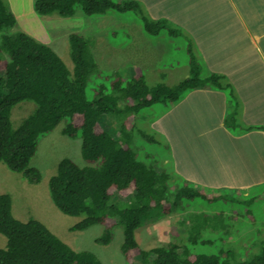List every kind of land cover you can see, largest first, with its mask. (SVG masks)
I'll return each instance as SVG.
<instances>
[{
    "label": "trees",
    "instance_id": "1",
    "mask_svg": "<svg viewBox=\"0 0 264 264\" xmlns=\"http://www.w3.org/2000/svg\"><path fill=\"white\" fill-rule=\"evenodd\" d=\"M3 3L0 0V163L36 181L39 172L29 167V162L38 138L62 122V134L79 136L80 154L87 162L79 166L62 157L48 179L49 195L57 209L80 216L71 230L99 224L102 229L94 241L107 244L114 227L120 226L119 250L128 264L133 263L138 253L147 264H215L213 255L194 252L186 255V240L176 239L165 246L141 250L134 238L141 217L155 207L160 209L159 214L167 215L182 197L211 198L202 190L190 188L187 182L170 191L167 175L138 160L131 145L136 136L133 132L136 122L132 118L147 119L146 108L160 102L173 103L187 91L203 87L199 85L200 62L194 63L196 60L190 55L189 76L174 86L163 83L148 86L138 66L133 68L132 75L124 74V70L122 74L116 70L103 71L88 50V41L71 32L68 39L73 66L69 69L49 45L15 29L16 18ZM136 6L135 0H33L32 3L40 15L55 13L63 17L72 15L77 8L91 15L136 12ZM141 19L142 29L148 35L160 30L174 34L171 22L164 18L149 20L145 15ZM89 76L94 83L87 95ZM219 77L216 73L206 74V80L212 82L210 86L222 89ZM105 79L110 81L105 84ZM22 101H31L35 107L14 127L10 110ZM104 115L121 117L113 134L103 127ZM228 118L232 121L230 114ZM150 139L154 141L151 136ZM224 230L227 233L229 228ZM0 234L6 239L5 246L0 247V264H101L92 251L72 249L39 220L15 218L7 193H0ZM253 255L240 264H263L264 242Z\"/></svg>",
    "mask_w": 264,
    "mask_h": 264
},
{
    "label": "rangeland",
    "instance_id": "2",
    "mask_svg": "<svg viewBox=\"0 0 264 264\" xmlns=\"http://www.w3.org/2000/svg\"><path fill=\"white\" fill-rule=\"evenodd\" d=\"M157 1L159 3L156 4ZM2 2L13 13H17L15 29L24 31L36 40L49 45L69 69L72 68L73 62L68 36L71 32H76L88 41V50L103 71L116 70L122 74L124 70L126 74L128 69L132 73L133 66L127 65L137 66V62L142 59L144 66L141 67V75L148 86L157 83L174 86L189 76V57L193 55L196 60L194 63L200 62L201 65L199 85L206 86L212 83L206 80L209 70L202 58L198 57V52H203L207 44H204L203 49L197 46L195 36L191 34L190 16L192 14L184 17L186 12L192 9L188 6L181 8V4L173 0H149L148 2L135 0L136 12L108 11L104 14L87 15L77 8L72 15L65 17L55 13L48 16L40 15L36 11L32 13L30 0H2ZM210 2L212 0L196 3L199 6L198 13L243 12L253 10L254 5H261ZM157 11L162 14V18L171 22L170 28H173L174 34L168 35V31L160 30L157 34L148 35L142 29L141 17L145 18L146 15L149 20H156L152 16H155ZM211 21L215 26H226L229 20L212 16ZM138 33L141 34V38L145 37L147 43L145 46L138 48L131 40L133 46L128 43L123 47V40L127 35L133 38ZM215 73L220 76L219 83L224 87L222 89L231 94L227 81L219 72ZM109 81L105 79V84ZM93 83V78L89 76L86 82L87 95H90ZM184 94L173 103L164 105L160 102L146 108L144 113L147 119L132 118V122H136V128L133 131L136 136L132 138L131 145L138 160L167 175L170 191L176 190L177 186L187 182L190 188L202 190L211 198L182 197L179 199V205L175 206V203L171 213L167 215L159 214L160 209L155 207L149 214L141 217L139 225L134 230V238L141 250L165 246L175 242L176 239L186 240L184 243L186 255L192 252L203 253L206 256L213 255L216 258L215 264H240L259 250L261 239L264 238L262 226L264 211L254 210L257 207L250 206L249 215H256L253 221H250V217L247 216L235 217L228 213L226 208L232 206L228 205V202L237 203V208H243L241 212L245 213L246 204L238 203L243 198L241 193L237 195V198L232 195V193H238L234 183L242 182L251 185L253 180L218 177L219 168H223L220 161L224 156L230 157L232 150L230 144H225L224 153L219 155L217 152V145L220 144L219 140L222 137L214 125H216L215 118L220 116L210 114L214 112L213 105L207 102L211 98L207 100L203 96L190 95L185 105L181 106L179 102L181 103L186 96ZM229 98L230 101L233 100L234 95L231 94ZM169 106L170 110L174 111V119H171V116L169 119L165 117ZM34 107L35 104L31 101H22L14 105L10 110L12 125L14 127L19 125ZM120 122L119 116L104 115L102 117L103 127L110 134L117 130ZM225 122L241 124L238 121H231L227 116ZM62 125V122L58 123L50 132L38 138L35 153L29 162V167L36 168L39 172L36 181L0 163V193H7L10 196L11 211L15 218L39 220L72 249L92 251L100 259L101 264H128L119 250L122 240L120 226L114 227L112 238L107 244H99L94 239L100 235L101 225L94 224L83 230H71L70 227L80 216L62 213L50 198L48 179L55 172L59 159L70 158L79 166L87 163L80 154L79 136L70 137L62 134ZM139 132L144 136H141ZM150 136L154 141L150 139ZM237 163L238 167L242 165L240 159H237ZM226 166L229 165L226 163ZM263 184H260L259 190L263 188ZM233 196L234 199H231ZM259 204L261 200L256 206ZM262 209L264 210V207ZM229 223L236 233L235 238L240 241L238 245H243L242 248L236 247L235 244L223 243L222 240L226 236L224 228ZM215 226L222 228H215ZM216 230L217 232L213 233ZM234 232L231 234L233 235ZM5 243V237L0 234V247H4ZM251 251L254 253L252 254ZM146 261L138 253L131 264H147Z\"/></svg>",
    "mask_w": 264,
    "mask_h": 264
},
{
    "label": "crops",
    "instance_id": "3",
    "mask_svg": "<svg viewBox=\"0 0 264 264\" xmlns=\"http://www.w3.org/2000/svg\"><path fill=\"white\" fill-rule=\"evenodd\" d=\"M142 1L148 2L149 0ZM173 1L181 4V8L188 6L189 9H192L184 15L185 17L192 14L190 16L191 34L195 36L199 48L203 49L204 44H207L203 52H198V57L205 62L209 70L207 74L219 72L230 85L231 94L234 95L233 100L230 101L231 94L228 91L206 85L187 91L182 102H179L181 99L178 102L184 106L190 95L203 96L205 99L211 98L207 99V102L213 105L214 112L210 114L220 116L215 118L216 125H214L222 137L219 140L220 144L217 145V152L219 155L224 153L225 144L232 146L230 157L224 156L220 161L223 168H219L218 177L253 180L251 185L242 182L234 183L237 186L235 190L238 191L234 194L237 196L241 193L240 195L243 197H240L241 200L238 203L246 204L245 213L241 212L243 208H237V203L228 202V205L232 206L225 208L235 217L247 216L250 217V221H253L256 215H249L250 206L257 207L254 210L264 211L262 209L264 207V184L263 188L259 190L260 184L264 183V0H212L210 3L216 4H261L253 6V10L229 11L223 14L214 11L198 13L199 6L196 3H206L207 0ZM32 3L33 0H30V12L33 13ZM13 14L15 18H18L16 12ZM212 16L229 21L226 22V26H215L211 21ZM152 17L154 19L162 18V14L157 11L156 15ZM136 35L133 38L128 35L127 40H123V47L128 43L133 46L131 40L138 48L147 44L144 36L141 38L140 33ZM137 37L141 40L140 42ZM236 60L239 61L236 62ZM137 63L140 68L144 66L142 59ZM127 66L134 67L136 65L128 64ZM132 73L127 69L126 75H132ZM173 113L174 111L170 110L169 106L166 109L165 117L169 119L171 116V119H174ZM228 114L232 116L233 122L238 121L241 124L230 123L228 126L225 122ZM237 159L241 160L240 167H238ZM226 163L229 165L228 167ZM248 189L253 191L248 192ZM260 200L261 204L256 206ZM262 226L264 227V225ZM225 227H228L229 230L222 240L223 243L225 245L235 244L236 247L242 248V244L238 245L240 241L235 238L236 233L232 230L230 223ZM230 230L232 233L234 232L233 235ZM263 242L264 238L261 239V245ZM252 252L254 253V251Z\"/></svg>",
    "mask_w": 264,
    "mask_h": 264
},
{
    "label": "clouds",
    "instance_id": "4",
    "mask_svg": "<svg viewBox=\"0 0 264 264\" xmlns=\"http://www.w3.org/2000/svg\"><path fill=\"white\" fill-rule=\"evenodd\" d=\"M27 34H28V33H27ZM134 67H135V66H134ZM134 67H133V68H134ZM132 74H133V73H132Z\"/></svg>",
    "mask_w": 264,
    "mask_h": 264
},
{
    "label": "water",
    "instance_id": "5",
    "mask_svg": "<svg viewBox=\"0 0 264 264\" xmlns=\"http://www.w3.org/2000/svg\"><path fill=\"white\" fill-rule=\"evenodd\" d=\"M263 264H264V262H263Z\"/></svg>",
    "mask_w": 264,
    "mask_h": 264
}]
</instances>
